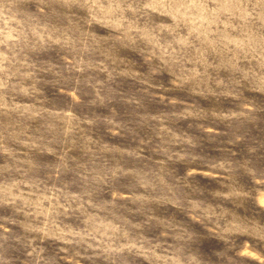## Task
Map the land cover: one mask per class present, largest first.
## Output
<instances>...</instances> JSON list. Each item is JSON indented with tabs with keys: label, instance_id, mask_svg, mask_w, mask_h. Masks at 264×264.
<instances>
[{
	"label": "rangeland",
	"instance_id": "obj_1",
	"mask_svg": "<svg viewBox=\"0 0 264 264\" xmlns=\"http://www.w3.org/2000/svg\"><path fill=\"white\" fill-rule=\"evenodd\" d=\"M0 264H264V0H0Z\"/></svg>",
	"mask_w": 264,
	"mask_h": 264
}]
</instances>
